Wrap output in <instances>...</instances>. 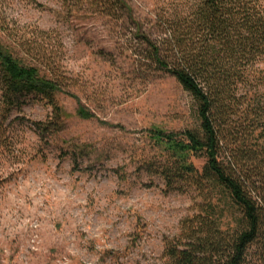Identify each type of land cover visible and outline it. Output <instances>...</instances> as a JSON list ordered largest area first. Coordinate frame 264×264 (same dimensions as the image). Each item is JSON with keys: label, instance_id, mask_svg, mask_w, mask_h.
I'll return each mask as SVG.
<instances>
[{"label": "rangeland", "instance_id": "374dc122", "mask_svg": "<svg viewBox=\"0 0 264 264\" xmlns=\"http://www.w3.org/2000/svg\"><path fill=\"white\" fill-rule=\"evenodd\" d=\"M125 1L118 20L87 0H0V39L49 33L68 78L58 132L38 134L53 115L32 98L0 129V264H164L165 245L197 212L196 192L167 191L139 163L153 153L147 130L197 124L193 98L144 59L141 40H159L190 0ZM81 148L88 156L75 163Z\"/></svg>", "mask_w": 264, "mask_h": 264}, {"label": "trees", "instance_id": "16d2710c", "mask_svg": "<svg viewBox=\"0 0 264 264\" xmlns=\"http://www.w3.org/2000/svg\"><path fill=\"white\" fill-rule=\"evenodd\" d=\"M87 1L114 19L130 12L125 0ZM262 1L190 0L183 13L163 21L164 37L141 35L144 59L193 98L197 120L179 132L147 130L153 153L139 161L167 191L193 190L201 199L179 237L165 245L164 264H264ZM61 48L37 29L7 31L0 39V129L32 98L52 109L47 122L35 124L38 134L45 139L59 131L64 114L58 95L68 80ZM72 156L78 163L88 153L81 148ZM200 159L202 169L195 164Z\"/></svg>", "mask_w": 264, "mask_h": 264}]
</instances>
